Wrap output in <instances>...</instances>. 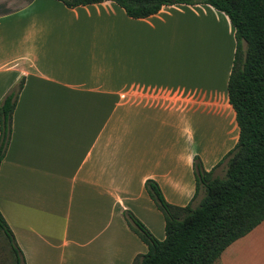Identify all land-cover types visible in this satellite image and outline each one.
I'll return each mask as SVG.
<instances>
[{"label":"crops","instance_id":"obj_1","mask_svg":"<svg viewBox=\"0 0 264 264\" xmlns=\"http://www.w3.org/2000/svg\"><path fill=\"white\" fill-rule=\"evenodd\" d=\"M233 52L232 27L208 5L131 19L109 1L0 0V101L21 82L0 215L24 264H130L146 247L123 212L164 238L144 182L184 207L194 157L209 171L234 146ZM216 264H264V220Z\"/></svg>","mask_w":264,"mask_h":264},{"label":"trees","instance_id":"obj_2","mask_svg":"<svg viewBox=\"0 0 264 264\" xmlns=\"http://www.w3.org/2000/svg\"><path fill=\"white\" fill-rule=\"evenodd\" d=\"M55 1L68 9L109 1L131 19L149 17L162 6L175 4L208 5L226 16L234 39L226 97L234 113L236 143L209 171L194 157V194L184 207L169 205L153 181L144 182L146 195L163 219L162 240L123 212L127 227L146 247L130 264H214L226 247L264 220V0ZM20 88L21 82L0 101V162ZM220 165H224L223 177L213 176ZM0 232L8 241L14 264H24L1 215Z\"/></svg>","mask_w":264,"mask_h":264},{"label":"rangeland","instance_id":"obj_3","mask_svg":"<svg viewBox=\"0 0 264 264\" xmlns=\"http://www.w3.org/2000/svg\"><path fill=\"white\" fill-rule=\"evenodd\" d=\"M224 165L216 168L213 172V176L223 177ZM201 195V193H200ZM217 262V261H216ZM216 262L214 264H216ZM0 264H14V258L11 255L8 241L0 232Z\"/></svg>","mask_w":264,"mask_h":264}]
</instances>
